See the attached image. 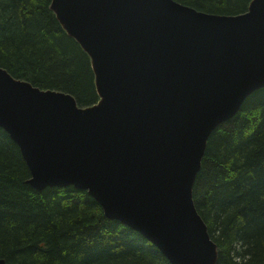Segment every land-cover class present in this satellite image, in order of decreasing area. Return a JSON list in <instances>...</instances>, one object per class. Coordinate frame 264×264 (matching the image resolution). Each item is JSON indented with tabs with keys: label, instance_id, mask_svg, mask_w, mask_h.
<instances>
[{
	"label": "water",
	"instance_id": "95a60500",
	"mask_svg": "<svg viewBox=\"0 0 264 264\" xmlns=\"http://www.w3.org/2000/svg\"><path fill=\"white\" fill-rule=\"evenodd\" d=\"M51 8L90 56L99 98L81 105L0 66V126L20 147L27 182L87 189L172 264H217L193 187L212 131L264 86V0L236 14L176 0Z\"/></svg>",
	"mask_w": 264,
	"mask_h": 264
},
{
	"label": "trees",
	"instance_id": "16d2710c",
	"mask_svg": "<svg viewBox=\"0 0 264 264\" xmlns=\"http://www.w3.org/2000/svg\"><path fill=\"white\" fill-rule=\"evenodd\" d=\"M52 0H0V66L37 86L71 92L81 105L99 95L91 59L67 33ZM236 14L251 0H176ZM18 143L0 126V257L9 264H172L136 228L105 215L84 188L27 179ZM193 198L217 264H264V86L210 134Z\"/></svg>",
	"mask_w": 264,
	"mask_h": 264
}]
</instances>
